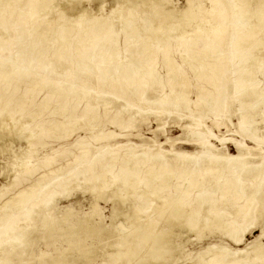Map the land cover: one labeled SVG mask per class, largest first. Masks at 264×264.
<instances>
[{"label":"bare ground","instance_id":"obj_1","mask_svg":"<svg viewBox=\"0 0 264 264\" xmlns=\"http://www.w3.org/2000/svg\"><path fill=\"white\" fill-rule=\"evenodd\" d=\"M21 1L0 0V28H6L8 22L17 18L13 10ZM166 1L169 0L160 2L162 4ZM193 1L185 0L184 6L180 9V20L193 25V29L188 33L186 30L175 33V29L171 27L166 29L167 23L162 20L158 26H154L157 28L155 33L149 35L146 32L150 30L151 22L137 23L131 19L130 13L126 17L115 16L114 14L117 13L108 16L101 14L86 21L83 13L80 12L70 21L64 23L61 21L62 23L59 22L54 26L59 29L55 52L60 61L68 55L67 41L68 37L73 35L76 49L79 51L77 64L83 65L86 72L93 73L96 84L107 80L111 81V89L120 88L122 85L133 87L136 89L138 101L144 102L143 95L148 85L153 87L159 83L155 78V58L158 53H162L170 62L173 58L169 54L171 46L167 41L178 38L183 40L180 44L185 46L183 54L186 57H183L189 60L188 63L194 70L196 69L195 75L213 85L215 81L212 80L211 75L218 74V68L222 71L221 74H225L227 67L234 64L240 65L243 70L248 65L246 74L233 80L235 93L240 94L250 89L251 92H247L243 99H258L255 104L261 103L264 100V90L258 94L255 90L257 84H254L253 80L256 69H264V54L251 52V48L252 37L264 28V0H253L256 3L252 8H249L251 0H208V7H201L202 3L198 1L196 11L192 7ZM160 2L147 0V3L153 6L159 5ZM28 4L31 7L27 16L32 20L40 16L47 19L53 16L54 13L51 12L53 7H58L60 10L61 20L66 16L64 5H59V0H27ZM197 12L200 13V21L193 23ZM11 18L12 20H9ZM118 24L120 30L117 28ZM48 26L46 28L43 24H37L27 32V36L30 37V47L25 49L29 53L26 61L20 59V56L10 59L2 55L4 49L1 45L7 40L0 36V133L8 131L15 137L24 139L26 148L34 143L35 135L30 129V124L19 122L21 116L16 117V114L31 101L32 93L26 95L27 90H37L48 85V95L46 94L40 105L48 107L52 100L58 98L59 102H62L57 110L62 112L66 107L68 108L67 111L60 112L66 117V122L52 121L51 126L48 127V132L52 130L60 134L66 123L76 121L74 112L77 111L78 102L69 107L71 99L76 98L80 101L81 98L87 97L91 90L87 88L80 94L76 93L75 80L72 81V78L68 79L70 84L64 89L58 81H48V76L44 73L46 63L40 65L36 61L34 64V60H38L35 55L38 48L35 47L41 45L36 37L52 29ZM119 31L132 40L137 37L144 40L142 47L137 51L138 57L128 59L125 64L116 63ZM20 35L21 32L17 30L14 39ZM200 36L204 38L203 45L192 49V45L196 44ZM226 39L228 54H222V46ZM159 42L161 45L158 46ZM189 43L193 44L189 45ZM207 57H214L215 62L207 61L205 59ZM200 60L203 65L197 66L194 61ZM252 62H257V66H252ZM39 66L42 74L36 78L39 70L31 69L40 68ZM204 67H207L208 71H204L202 69ZM172 68L173 66L169 68L167 76L170 93L175 83L182 84L184 81L182 76L172 72ZM112 70L116 71L113 76ZM22 77L29 79L25 87L26 92L22 93L18 101L19 108L15 110L10 104L14 98L9 96L7 91L12 83L18 85ZM224 86L223 82L221 88L224 89ZM109 93L113 94V92ZM96 99L97 95L90 96L82 110L83 121L88 125L94 123L97 118ZM155 100L158 101L159 113L169 111V108L177 105L176 99L168 95ZM27 114L26 116H33L34 111ZM244 118L242 113L238 121V127L242 131L245 128ZM111 122L116 126L122 125L121 120L112 119ZM199 126V123L195 122L194 125L187 124L185 127L196 135V144L202 146V149L174 152L171 161L164 157L165 151L161 150L142 149L138 154L130 149L123 154L119 153V148L123 145L109 151L104 146H100L97 148L99 152L97 157L89 158L87 145L76 144L80 157L74 156V161L77 158L84 160L83 158L87 157L88 160L85 159L82 163L85 164L86 171L93 174V178H82L84 182H90V186H85V191L90 193L92 198L89 211L82 214L74 212L69 207H62L58 209L56 215H51L49 209L45 207L50 199V197L44 198L47 197L46 185L40 187V192L45 195H42V198H34L37 192L35 184L17 189L10 197L0 201V264H134V261L135 264H159L163 256L171 258L177 256L179 260L178 254L182 252L184 255L187 250L182 241L175 242L176 246L174 244L171 246L174 237H180L175 235L177 232L173 230L176 224L178 229H184V232L185 230L194 232L199 239L204 231H208L211 234L221 233L234 244H239L244 234L256 226L259 218L264 217V168L261 167V163H250L247 160L254 157L249 152L234 155L210 151L209 148L214 146L208 135L194 131ZM109 135L112 133L92 135L91 138L99 140ZM251 138L256 140L257 136L252 134ZM44 143L40 141V146ZM26 148L19 146L9 157L10 169L7 172L4 170L7 178L11 179V175L13 178L18 168L30 166L28 159L31 156L25 152ZM49 170L53 171L54 168ZM41 177L43 174L40 175ZM141 180L145 181L144 185L147 189L145 192L140 190ZM147 192L152 193L155 203L147 201L145 196ZM102 200L112 204L109 216L103 215V208L99 204ZM36 204H41L42 210L34 215ZM18 215L24 218L20 219ZM165 216L177 221L163 226L166 229H159L161 225L159 221ZM262 237L264 238L263 219L259 225L258 238L245 247L229 250L222 242H211L197 251L194 260L188 262L187 259V263L183 264H264V241L260 239ZM60 239L66 243L65 248V245L61 246V244L55 246L54 242H59ZM40 241L45 245L53 246L52 254L42 249L37 252L31 250V247L28 248ZM149 245L150 248H144ZM144 250H147L144 256L147 252L149 254L142 258L140 255ZM187 255L188 253L185 254Z\"/></svg>","mask_w":264,"mask_h":264},{"label":"rangeland","instance_id":"obj_2","mask_svg":"<svg viewBox=\"0 0 264 264\" xmlns=\"http://www.w3.org/2000/svg\"><path fill=\"white\" fill-rule=\"evenodd\" d=\"M68 1L69 0H59V5H64L63 9L66 10V16L63 17L64 20L60 19V10H58V7L51 8V12H53L54 15L48 17V19L40 16L32 20L27 16L31 6H29V4L27 5V0H22L13 10L17 18L14 21L8 22L6 28H0V36L7 40L1 45L4 49L2 55L5 57L8 56L10 59L20 56V59L22 58L26 61L29 58V53L26 52L25 49L30 47V37L27 36V32L37 24H43L46 28L48 25V27L51 26V30H47V32L36 37V40H38L41 45L35 47V49L38 48L35 54L38 60H34V64L36 61L37 64L40 65L46 63L47 66L44 73L47 74L48 81H58L61 83L60 86L64 89L68 88L70 84L68 79L70 78H72V81L75 80L76 93H82L83 89H91H89L90 93L88 96L81 98L80 101L76 98L71 99L68 105L69 107L78 102L77 111L74 112L76 121L66 123L62 127L63 130L60 134L58 131L52 132V130H50V132H48V127L51 126L50 123L52 121H67L66 117L60 114L61 110H57L58 107L60 108L62 101L59 102V99L56 98L50 102L48 107L40 105L48 95L47 91L49 90V86L44 85L37 90H27L26 92L25 87L29 77H22L19 84L16 86L15 83H12L7 93L14 98L10 104L12 107H15V110L19 108L18 101L22 97V93L26 92V95L32 93L30 103L23 107V109H20L21 111H18L16 117L21 116L19 122L30 124V129L35 135V139L33 140L34 143L26 148L27 145L24 139L15 137L8 131L0 133V201L1 199L3 200L6 197H10L17 189L28 187V184H35L37 192H35L34 198H42V195H47V197L44 198L50 197L45 207L49 209L51 215H56L58 209L62 207H69L74 212L86 213L89 211L92 198L90 196L91 194L85 191V186H90V182H84L82 178H93V174H89V172L86 171L85 164L82 163L85 159L88 160L87 157L83 158L84 160H82V158L77 160L79 159L77 158L74 161V156L80 157V154L76 150V144L84 143L87 145L89 158L94 156L97 157L99 154L97 148L100 146H104V148L109 151L123 145V147L119 148V153L123 154L130 149L138 154L142 152V149L148 151L161 150L165 151L164 157L171 161L174 152H192L202 149V146L196 144V135L191 133V129L185 127L187 124L194 125L195 122L199 123L200 126L195 128L194 131L203 134L206 133L208 139L213 144L214 147L209 148L210 151L217 154L228 153L234 155L249 152L250 155L254 157L247 158V160L250 163H261V167L264 168V100H261V103L255 104L258 102V99H243V96L247 92H251V90L246 89L245 92L240 94L235 93L233 82L237 77L246 74V70L249 68L248 65L246 66L247 68L243 70L240 68V65L234 64L227 67L225 74H221L222 71L218 68V74L211 75L212 80L215 81V85H213L206 79H201V77L195 75L196 69L194 70L188 63L189 60L184 58L186 57L185 54H183L185 46L180 45L183 40L171 38L167 42L171 46L169 54L173 59L169 62L162 53H158L154 65L155 78L159 83L153 85V87L148 85L143 95L145 101L142 102L138 101L136 89L133 87L122 85L120 88L111 89V81L107 80L96 84L93 73L86 72L83 65L77 64L76 60L79 51L76 49L73 35L68 37V55L60 61L58 54L55 52V48L58 44L57 36L59 29L54 26L59 22L62 23L61 21H63V23L65 21H70L71 18L79 15L80 12L83 13L86 21L101 14L108 16L117 13L114 15L126 17L129 16L130 13L132 14L131 19L135 20L137 23L142 21L151 22L152 26L149 30L150 32H146L149 35L153 32L155 33L157 28L154 26H158L162 20L167 23L166 29L171 27L175 29V33L179 30H186L188 33L193 29V25H188L180 20V9L184 6L185 0H169L162 4L160 2L161 0H155L157 3L160 2L159 5L156 4L155 6L147 3V0H142L143 3L141 0V2L138 0H129L130 2L128 0H70L69 3ZM194 1L192 7L195 11L198 9L196 8L198 6V1H201V7H208L209 5L208 0ZM138 2L139 4H137ZM255 3V1L251 0L249 8H252ZM116 8H118V10ZM199 15L200 13L197 12V17L194 19L193 23L200 21ZM9 20H12V18ZM47 22H49V24ZM117 28L119 30L121 29L120 24L117 25ZM17 30L21 32V35L14 39ZM203 41V36H200L197 38L196 44L189 43V45L193 44L192 49H197L203 45ZM117 42L116 63L125 64L128 59L138 57L136 55L137 51L142 47L144 40L139 37L132 40L126 37L122 31H119ZM226 42L227 39L222 46V54H228V44ZM159 43L158 46L161 45V43ZM252 43L253 47L251 48V52H262L264 54V28L257 31L252 37ZM205 59L209 62H215L214 57H207ZM194 62L197 66L203 65L201 60ZM251 65L257 66V62H252ZM171 66H173L171 69L172 72L177 76H182L184 81L182 84L175 83L170 93L167 76ZM39 67L40 68L31 69L32 71L39 70L37 76H35L36 78H38L39 74H42L41 66ZM202 69L208 71L207 67ZM111 74L113 76L116 74V71L114 72V70H112ZM255 75L253 80V83L257 84L255 90L258 94H261L264 90V69L261 70L257 68ZM223 82L225 83L224 89L221 88ZM109 92H113V94ZM208 92H210V94ZM94 94L97 95L95 102L97 104V118L94 123L88 125L86 121H83L82 110L86 100L90 96H94ZM165 95L175 98L177 105L169 108V111L159 113L157 112L158 101L155 99ZM207 100L208 103L206 104ZM67 109L66 107L61 113L67 111ZM32 111H34L33 116H26L28 112ZM242 113H244L245 116V128L243 131L238 127V121L241 119ZM246 114L250 115L247 116ZM112 119L116 121L121 120L122 125L116 126L111 122ZM111 133L112 135L99 140H93L91 138L92 135H108ZM252 134L257 136L256 140L251 138ZM40 141L45 142L43 146H40ZM19 146L26 148L25 152L31 156L28 159L30 166L18 168L13 178L11 175L10 179V177L7 178L4 170L7 172L10 169L8 164L9 157ZM32 151L35 153H32ZM42 156L44 157L40 158ZM57 166L59 168H57ZM50 168H54V170L48 171ZM115 171L118 170L115 169ZM42 174L43 177L40 178ZM37 178L39 179L36 180ZM172 181H174V178ZM144 183L145 181L141 180L139 187L141 191L145 192L147 189ZM44 185H46L45 195L40 192V187ZM145 196L148 202H156L152 193L147 192ZM99 204L103 208V215L109 216L112 204L110 202H104L103 200L99 201ZM41 207V204L35 205L34 215L42 210ZM18 216L20 219L24 218L21 215ZM262 219L264 220V217L259 218L257 220L258 223L255 224L256 226H253L244 234L239 244H234L221 233L211 234L208 233V231H204L202 234L203 236L199 239L196 238L197 234L194 232H188L186 230L184 232V229H178L179 227L176 224L177 226L175 225L173 230L177 232L175 235H180V237H174V242H171V246H176L177 242L180 243L182 241L188 255L185 256L187 253L183 255V253L180 252L178 254L179 260L176 255V258L163 256L159 264H183L187 263V259L188 262H190L196 258L195 254L201 247L211 242H222L229 250L243 248L248 243L258 238L259 225ZM161 220L162 221H159L161 222L159 229L164 228L163 226H167L169 222L173 223L176 219L173 221L170 217L168 218V216H165ZM179 220L182 221L180 218ZM260 239L264 241L263 237ZM54 243L57 247L60 244L61 246L65 245L64 248L67 246L61 239L59 242L55 241ZM28 248L35 251L42 249L52 254L53 246L50 244L45 245L43 241H40ZM144 248L148 249L150 245ZM145 251L147 250H144L140 257L143 258L148 256V252L144 256ZM132 261L130 262L132 263ZM133 263L135 264V261Z\"/></svg>","mask_w":264,"mask_h":264}]
</instances>
